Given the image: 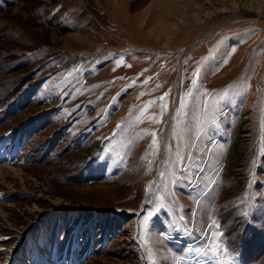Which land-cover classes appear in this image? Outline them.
<instances>
[{
    "label": "rangeland",
    "instance_id": "374dc122",
    "mask_svg": "<svg viewBox=\"0 0 264 264\" xmlns=\"http://www.w3.org/2000/svg\"><path fill=\"white\" fill-rule=\"evenodd\" d=\"M99 1L0 0V264H264V0Z\"/></svg>",
    "mask_w": 264,
    "mask_h": 264
},
{
    "label": "crops",
    "instance_id": "0c3cea01",
    "mask_svg": "<svg viewBox=\"0 0 264 264\" xmlns=\"http://www.w3.org/2000/svg\"><path fill=\"white\" fill-rule=\"evenodd\" d=\"M132 0H100L99 1V5L101 7V9L106 12V14L108 13H122L124 11H128L130 4H131ZM162 2L163 0H158V2ZM172 1H177L178 0H170V2ZM116 17V16H115ZM130 19V18H129ZM119 20V19H117ZM119 25H121L119 23Z\"/></svg>",
    "mask_w": 264,
    "mask_h": 264
},
{
    "label": "bare ground",
    "instance_id": "6f19581e",
    "mask_svg": "<svg viewBox=\"0 0 264 264\" xmlns=\"http://www.w3.org/2000/svg\"><path fill=\"white\" fill-rule=\"evenodd\" d=\"M161 24H162V22H161ZM166 34V33H165Z\"/></svg>",
    "mask_w": 264,
    "mask_h": 264
}]
</instances>
